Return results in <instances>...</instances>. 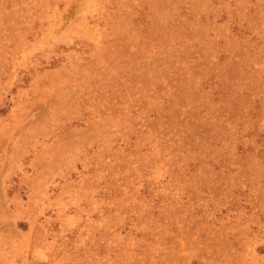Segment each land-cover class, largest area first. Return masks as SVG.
Listing matches in <instances>:
<instances>
[{"label": "rangeland", "instance_id": "rangeland-1", "mask_svg": "<svg viewBox=\"0 0 264 264\" xmlns=\"http://www.w3.org/2000/svg\"><path fill=\"white\" fill-rule=\"evenodd\" d=\"M0 264H264V0H0Z\"/></svg>", "mask_w": 264, "mask_h": 264}]
</instances>
